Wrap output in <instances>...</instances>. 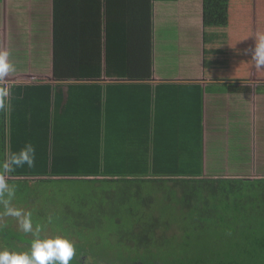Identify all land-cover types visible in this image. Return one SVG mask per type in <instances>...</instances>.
<instances>
[{
    "label": "trees",
    "instance_id": "16d2710c",
    "mask_svg": "<svg viewBox=\"0 0 264 264\" xmlns=\"http://www.w3.org/2000/svg\"><path fill=\"white\" fill-rule=\"evenodd\" d=\"M154 1L174 0H128L129 10L121 14L115 11L116 5L122 4L116 0H53L54 80H96L103 75L137 82L150 80ZM203 23V66L206 76L230 82H247L252 75L264 80V68L257 66L253 59L255 46L264 41V0H203ZM33 86H14L11 89L12 100L19 97L24 100L21 112L0 113L2 117L6 115L7 121L0 126V149L4 157L3 175L1 173L0 177L5 175L6 168H11L6 173L10 177L7 182L15 187L14 191L11 187V196L16 193L21 201L16 204L28 206L30 201L37 203L48 199L47 192H28L27 182L63 180L84 183L87 186L70 198V201H76V205L79 202L87 204L84 208L77 205L79 215L92 209L88 196H107L111 193L109 186L119 179H125V185L119 188L118 201L109 203L110 208L123 206L129 194H135L134 206L148 208L152 197L147 193L143 198H138L142 189L134 185L136 182L151 185L150 190H160L161 195L156 196L166 201L170 196L162 195V190H172L182 185L184 190L176 196L178 209L174 211L172 219L176 214L183 215L185 223L182 225L186 229H182L183 232L172 229L173 223L161 216L163 212L156 214V218L152 217L151 222L146 221L149 218L144 215L138 216L135 225L125 229H122L123 225L117 226L113 229L119 231L108 233L117 236L121 242L119 247L123 246L118 251L122 260L127 261L123 264H264V179L249 182L154 170H90L84 166L92 168L88 164L87 154L93 155V151L82 154L88 152L86 146L80 151L78 162L84 166H71L70 157H67L71 153L65 151L67 145L63 140H49L46 133L44 137L29 135L27 123L30 116L42 128L41 131L45 129L50 91L53 90L48 84ZM33 92L36 94L33 95ZM17 116L20 117L18 123H22L23 132L20 134L16 131L18 124L14 122ZM96 117L99 121V111ZM64 140L73 142L72 137ZM28 144L36 149L32 166L10 165L9 158ZM50 145L52 148L49 152ZM164 175L171 178H153ZM94 185L100 187L99 190L102 188L101 191ZM58 204L55 203L56 206ZM102 208L95 214L96 217L90 218L89 223H95L94 227L106 226L103 218L113 217V211L103 217L106 213H101ZM117 219L120 218L112 220ZM175 219L174 223H177ZM64 223L69 224L66 217L60 220V224L57 223L58 229L67 234V228L62 225ZM78 229L81 231V226ZM123 230L128 232L122 233ZM71 232L68 234L73 236L75 233ZM36 236L45 238L39 234ZM76 236L85 237L82 234ZM32 238L26 237L25 233L0 227V251L25 252L31 247L24 241ZM123 239L126 243L122 242ZM75 248L70 264H85V252Z\"/></svg>",
    "mask_w": 264,
    "mask_h": 264
},
{
    "label": "crops",
    "instance_id": "0c3cea01",
    "mask_svg": "<svg viewBox=\"0 0 264 264\" xmlns=\"http://www.w3.org/2000/svg\"><path fill=\"white\" fill-rule=\"evenodd\" d=\"M116 1L122 3L116 5L119 14L129 10L128 0ZM152 20L150 80L103 75L57 82L52 65L53 0H0V50L9 51L14 66L0 80V88L7 89V95L0 96V113L23 110L21 97L11 99L14 86L48 84L53 90L45 129L41 131L30 116L29 135L46 133L49 140H63L71 166H84L78 162L86 146L88 152L82 154L93 151L87 154L92 168L84 166L90 170L264 179V80L252 75L247 82H230L205 75L203 0L154 1ZM5 117L0 116V126L7 122ZM19 118L14 119L17 134L23 132ZM68 137L73 142L64 140ZM3 160L0 149L2 175ZM0 178L10 179L6 173ZM124 182L116 180L110 191Z\"/></svg>",
    "mask_w": 264,
    "mask_h": 264
},
{
    "label": "rangeland",
    "instance_id": "374dc122",
    "mask_svg": "<svg viewBox=\"0 0 264 264\" xmlns=\"http://www.w3.org/2000/svg\"><path fill=\"white\" fill-rule=\"evenodd\" d=\"M192 60L195 62V54H193ZM166 65H172V63L166 62ZM189 65L191 66V64ZM6 183L9 186L10 193L0 195V227L6 230L12 229L20 233H25L21 228V220L23 219V215L17 217L15 215L9 214L10 210H18L22 214L28 215L31 219L33 231L31 233H25L26 237H37L36 235L38 234L45 238H50L57 235L66 236L73 242L75 247L81 248L85 252V254H83V256H86L84 258L85 264H123L127 262L125 261V259L122 260L123 257L122 255H119L118 252L120 251V249H123V246L119 247V244H121L119 238L117 236H114L116 231L119 230L113 228L117 226L120 227L121 225H123L121 226L122 229L127 228V226L131 227L135 225V221L137 220L138 216L144 215L149 218V220L146 221L151 222L153 220L152 217L156 218V214L160 215L164 212V215L161 216L170 219V221L173 223L171 224L172 229L177 228L178 232H183V230L185 229V227L182 225L183 223H185V218L183 217V215H175L174 218H176L175 221L177 223H174V218L172 219L174 211L178 209L176 196L181 195V192L184 190L182 185H180V187H175L172 190H162V195L170 196L169 200L166 201V199L162 198L161 196L160 198L156 196L158 194L161 195L160 190H150L151 185L147 184V186H145L140 182H136L134 183V185L141 187L142 189V193L139 194L140 196L138 198H143V196H146L147 193L152 197V203L148 204V208L145 209L140 208L138 205H133L135 194H129L128 201H126L123 206L119 208H110L109 203L118 201L119 188L125 185L120 184L118 188L114 189L107 196H88V204L90 207H92V209L84 212V214L79 215L77 214V205H80L84 208V206L87 204L79 202L76 205V201H70V198H72V195L74 196L79 194L81 189L87 186L84 183L67 182L63 180H54L50 182H34L32 184L27 182L26 188L28 192H33V194L37 192H42L44 194L45 192L48 193V199H43L42 201H38L37 203L30 201L28 206L16 204L20 203L21 201L19 200V198H17L16 193L11 196V187L13 188V191L15 190V187L11 185V182ZM94 188H98L97 190H99L100 187L94 185ZM101 189L99 191H101ZM124 198L126 200V197ZM136 201L138 202V200ZM58 202L59 204L56 206L55 203ZM164 204H167L168 207L165 208L164 206L166 205ZM101 207H103L101 213H106L105 215H103V217L109 216L107 215V212L111 211H113L111 213L113 217L103 218V223L105 224L106 222V226H98L97 228L94 227L95 223L92 222L91 225L89 222L91 220V217H96L95 214L100 211ZM56 213L58 214V216ZM132 213H134V216L132 215ZM52 215L55 216L52 217ZM63 217H66L69 221V224H62L67 228V234L58 229L59 227L57 225V223L60 224V220L63 219ZM116 217L120 219H117L116 221L112 220ZM255 221L262 220H254V222ZM100 223L103 224L102 222ZM80 226L81 231L80 229L77 230V228ZM69 231H72L75 234L73 236H70L68 234ZM111 231H114L112 232L114 234L109 235L108 233H110ZM124 232L125 230L122 231V233ZM76 234H82V236L85 237L83 239L76 236ZM86 234H88V236H86ZM34 239H26L24 243L28 247H31ZM122 242L126 243V240L123 239ZM28 250L30 251V248Z\"/></svg>",
    "mask_w": 264,
    "mask_h": 264
},
{
    "label": "clouds",
    "instance_id": "9594fccd",
    "mask_svg": "<svg viewBox=\"0 0 264 264\" xmlns=\"http://www.w3.org/2000/svg\"><path fill=\"white\" fill-rule=\"evenodd\" d=\"M10 53L7 50H0V80L7 77L14 66L9 60ZM253 59L257 66L264 68V41L255 46ZM7 89L0 88V96H6ZM36 149L31 144L25 146L19 153L13 154L9 158L12 166H23L27 164L32 166L35 160ZM11 168H6L5 173ZM10 193L8 184L3 178H0V195ZM10 215L20 217L21 228L25 233H31L33 226L28 215L22 214L18 210H10ZM75 255V246L66 236H53L50 238H39L33 240L30 251L28 252H10L8 250L0 251V264H70Z\"/></svg>",
    "mask_w": 264,
    "mask_h": 264
}]
</instances>
